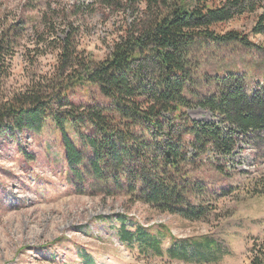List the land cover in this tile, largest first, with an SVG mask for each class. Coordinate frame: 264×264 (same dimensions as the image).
<instances>
[{
	"label": "rangeland",
	"instance_id": "1",
	"mask_svg": "<svg viewBox=\"0 0 264 264\" xmlns=\"http://www.w3.org/2000/svg\"><path fill=\"white\" fill-rule=\"evenodd\" d=\"M0 0V39L4 45L6 97L30 81L50 77L57 61L58 39L72 32L79 51L102 61L131 28L140 0ZM45 16L41 23V17ZM253 16L213 27L238 30L256 46ZM199 94L215 86L208 78L238 77L251 95L264 93V53L237 43L200 46L191 56ZM76 106L107 105L96 86L75 84L69 92ZM200 98V96H199ZM197 102V101H195ZM196 122L228 126L217 115L194 106ZM70 141L84 155L81 175L67 164L61 135L48 120L41 133L14 131L0 135V264H264V130L238 136L234 155L225 160L209 153L189 170L188 200L205 209L190 221L158 211L123 193L112 195L90 172L92 153L67 128ZM225 167L218 174L205 159ZM121 218V221L119 220ZM161 235L162 249L184 248L173 257L141 255L118 239L121 224Z\"/></svg>",
	"mask_w": 264,
	"mask_h": 264
},
{
	"label": "trees",
	"instance_id": "2",
	"mask_svg": "<svg viewBox=\"0 0 264 264\" xmlns=\"http://www.w3.org/2000/svg\"><path fill=\"white\" fill-rule=\"evenodd\" d=\"M108 1L102 4L110 5ZM140 1L143 7L133 25L102 61L79 51L69 32L56 42L57 61L50 77L31 80L9 98L2 82L4 45L10 40L0 39V135L41 133L45 122L52 121L77 179L84 155L70 141V128L92 153L93 178L111 195L120 192L158 211L195 221L205 209H195L188 200L189 170L209 153L229 160L238 136L264 130V93L247 94L241 78L217 77L208 78L207 85L215 89L202 96L194 89L196 67L191 56L200 46L229 43L264 53V46H256L238 30L220 33L213 28L250 15L251 32L264 36V0ZM80 83L96 86L107 105H74L69 92ZM194 106L217 115L228 129L193 121L187 110ZM205 162L225 174V167L214 160ZM117 237L127 249L136 246L144 256L173 257L185 250H163L161 235L141 228L130 232L123 223ZM82 257L85 264H92Z\"/></svg>",
	"mask_w": 264,
	"mask_h": 264
}]
</instances>
